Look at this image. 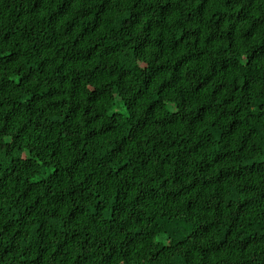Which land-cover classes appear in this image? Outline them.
<instances>
[{
  "label": "trees",
  "instance_id": "1",
  "mask_svg": "<svg viewBox=\"0 0 264 264\" xmlns=\"http://www.w3.org/2000/svg\"><path fill=\"white\" fill-rule=\"evenodd\" d=\"M88 3H92V6H83ZM115 3L119 4L121 0H115ZM127 3L129 6L126 14L120 12L111 22L118 23L119 30L125 32H135L142 26L143 34H138L134 41L129 39L122 45H117L114 40L110 41L106 38L103 30L109 23L108 13L115 7L113 0H59L54 12L47 19L48 23H52L54 19L57 24L62 23L61 32L53 33L52 36L41 35L38 39L29 40L28 33L40 28L42 21L31 27L27 24L23 25L21 35L24 51L17 47L0 55V66L5 68L17 64L21 59L25 61L12 71L0 74V121L3 122V126L0 127V144L8 145L5 155L19 150V142L29 134L38 139L43 137L49 142L52 140L50 134H55V140L59 142L62 135L61 125L69 118L75 120L83 116L87 128L80 145H77L75 140L69 141L70 162L62 167L42 160L40 154L35 153V162L39 167L28 178L26 184L22 183V173L33 161V150L29 148L26 157L10 158L7 164L0 156V227L3 232L7 233L15 229L13 236L21 237L31 234L34 230L38 239H47L49 235L54 237L57 233H65L66 225L75 224L81 217H88L98 228L112 231L115 228L113 221L118 215L122 219L125 214L118 201L122 192L127 199L130 189L122 185L107 201L100 199L99 192H89L88 196H95L96 199L84 205H76L66 213L68 220H64L61 210L65 205V194L63 191L57 194L53 191V185L63 184L79 173L89 157L88 144L85 142L90 143L120 131L121 119L131 115V106L149 93L157 80L159 84L154 98L150 100L145 110L153 114L167 110L166 105L170 103L167 96L170 90L176 89L181 96V103H187L196 93L202 94L217 78H220V83L211 88L212 99H216L218 103L234 101L233 97H227L225 101L218 100L226 85L222 74L230 73L238 61L231 54L210 58L209 53L216 43L214 31L209 30L205 36V28H192L186 32L181 27L175 34V39H172L168 33L170 17L176 11L172 0H154V2L127 0ZM230 3L231 0H199L196 17L194 18L189 12L185 22L191 23L194 19L205 23L212 21L211 27L220 29L226 18L231 19L233 14L238 16V13L230 12ZM31 4L33 9L40 7L35 0H31ZM15 9V3H10L0 16L6 20H19L26 15L23 11L16 12ZM116 11L120 10L116 9ZM256 30H259V26ZM0 32H3L0 39L5 43L16 35L11 27L8 31L0 28ZM189 36L193 38L195 44L201 45L195 51L186 48ZM228 36L225 53L233 43L231 27ZM244 37L247 38L248 33H245ZM182 45L185 46L183 51H181ZM29 48L34 57L32 60H29L25 54ZM152 48H156L157 52L151 54V59L145 62L144 58L150 54ZM258 51L259 55H257ZM111 56L118 58L121 69L119 72L109 70L107 65L101 67L99 63L101 58ZM169 56L174 57V62L171 64ZM261 56H264V40L250 49L248 64L258 61ZM197 64L201 69L206 66L208 71L197 74ZM88 65L91 67H87ZM189 65H193L195 87L192 89V95H185V89L179 87L180 74L184 73V77L187 78L189 73L185 70ZM23 69L27 70L21 75ZM165 73H169L168 79L162 78ZM133 75L138 77L142 87L137 88L136 94L129 99H123L118 84L112 83L111 95L103 111H96L95 107H90L79 100L85 84L92 83L95 86L87 92L85 99L90 105L99 106L107 95V90L100 86V81L109 77H114L116 81L127 80ZM193 80L185 79L184 82L191 86ZM261 85H264V69H253L243 76L242 85L235 87L252 90V99L248 100L244 107L232 109L231 119L228 120L226 128L218 126L217 121L220 117L215 116L216 109L211 100L194 102L195 106L192 108L194 115L186 124L184 117L181 116L178 120L175 112H169L161 119V130L166 126L170 127L174 135L183 138L179 141L172 139L170 143L165 140L159 145V155L155 159H159L160 167L152 169L160 177L159 187L153 183L151 187L146 186L147 190L138 188L133 197L134 204L138 201L144 205H159L163 209L152 218L154 226L159 225V227L154 231L150 229V235L141 236L144 229L140 228L139 224L144 220L143 217L138 216L134 231L139 239L133 240L132 237L125 235L124 240L129 243H122L119 250L110 248L103 257H97L95 253L89 255L83 250L84 244L89 243L88 240L81 242L80 252H70L72 242L78 238L77 233L73 232L65 233L64 238L59 240L54 248L51 245L37 247L33 259L22 256L20 264H49L52 258L58 260L60 255L66 256L64 264H94L95 260H98L99 264H117L118 259L120 264H130V260L124 258L125 251L131 257L136 249H140L143 253L146 245L147 264H181V260L182 264H189L190 260L192 264H224L234 247L230 241L240 223L247 220L251 229H258L264 225V160L259 158L248 160L241 163L239 168L227 164V161L233 158L234 152L243 153L248 149H261L264 145V87ZM73 97L76 100H73ZM201 100L203 101L202 96ZM118 102L125 110L123 113L112 111ZM61 109L65 111L62 112ZM21 116L25 117V123L18 124ZM12 127H17L18 130L11 141L5 142L3 137L8 135ZM150 127L152 124L148 119H137L131 126L124 124L123 128L127 134L119 137V143L115 142L113 137L111 144L97 148V151H104L105 154L110 155L109 173L106 174L109 180L129 170L132 158L126 154V151L129 145L134 141L138 142L139 136L147 133ZM177 128L180 129L178 133ZM225 137L231 142L225 141ZM165 144L167 149L164 147ZM77 146L81 148L79 152L75 150ZM45 147L48 148L49 144H45ZM157 147V142L153 141L150 155L147 158L143 153L139 155L141 169L151 167L153 161L151 153H156ZM50 150L52 156H56V148ZM261 151L264 152V149ZM202 154L203 158L198 160L195 171H191L188 157H200ZM222 164L224 166L220 167ZM169 169H171L170 173ZM170 176H175V179H170ZM89 177H92L96 184L100 183L91 172L81 183L86 184ZM177 180L180 181L181 186L173 187ZM241 183L243 187H240ZM127 184L128 181H125V185ZM41 190L43 195H37ZM80 191L84 192L86 189L81 188ZM76 192L77 189L72 188L68 195L75 196ZM49 194H51L50 200ZM209 201H215L216 208H228L230 212L236 213L231 217L227 227L217 228L215 209L210 206ZM22 203L23 211L20 209ZM41 213L43 219L37 220L34 224L30 223L32 218ZM208 213H212V218L204 219ZM194 216L204 219V222L194 226L192 223ZM214 229H217L215 243L203 248L191 249L179 259H169L168 251L176 245L186 247L185 241L194 232L208 234ZM87 235L85 233V236ZM242 235L239 252L264 242V231H243ZM169 236L175 240V244L169 243ZM10 254L11 246H8L4 250V255ZM228 264H252V261L240 262L233 259L228 261Z\"/></svg>",
  "mask_w": 264,
  "mask_h": 264
},
{
  "label": "clouds",
  "instance_id": "2",
  "mask_svg": "<svg viewBox=\"0 0 264 264\" xmlns=\"http://www.w3.org/2000/svg\"><path fill=\"white\" fill-rule=\"evenodd\" d=\"M13 2L16 5V12L23 11L26 13V15L21 17L19 20H6L0 16V28H2L3 31H8L9 27H11L12 31L16 33V35L6 43L0 39V50H2L0 51V55H4L7 51L13 50L17 47H19L21 51H24V44L21 35L23 31V25L27 24L29 27H31L42 21V23H40V28L28 33L29 40L38 39L41 35L52 36L53 33H59L62 31V23L57 24L55 19L52 23H48L47 19L48 16L54 12L59 0H35V2L40 4V7L36 9L32 8L31 0H0V14H2L3 9L8 7V4ZM146 2H154V0H146ZM172 2L176 7V11L172 14L168 23V33L172 39H175V34L181 27H183L186 32H189L192 28L202 27L205 28V36H207L209 30L216 33V43L213 44L212 50L209 53L210 58L231 54V56L234 57L236 61H238L230 73L222 74L223 79L226 81V85L225 90L220 93L218 98L219 101H225L227 97H233L234 101L218 103L216 99H212L211 88L220 83V78H217L202 94L196 93L187 103H181V96L178 94L176 89L170 90L167 96V100L170 101V103H167L166 105L167 110H161L159 114H153L146 112L145 110L147 109V105L150 100L154 98V93L159 84V80H157L153 84L150 92L146 93L137 104H133L131 106V115L121 119L122 128L120 131L109 134L90 143L85 142L88 144L87 151L89 153V157L87 162L79 170V173L71 180H66L63 184L53 185V191H55L57 194L63 191L65 194V205L61 210L62 218L64 220H68L66 213L71 211L73 207L76 205L90 203L96 199L95 196H88L89 192H99L100 199L107 201L108 198L116 194V189L120 188L122 185H124L125 188L130 189V191L128 192L127 199L124 198L123 192L121 194V199L118 201V203L120 204L121 209L124 210L125 214L122 219L118 215L113 221L115 228L112 231L109 232L106 229L98 228L91 223L88 217H81L76 221L75 224L68 223L66 225L65 233L71 234L75 232L77 233L78 237L72 242L70 252H80V245L84 240L89 241V243L84 244L83 248V250L89 255L95 253L97 257H103V255L107 253L110 248L119 250L122 243H129L124 240L125 235L132 237L133 240L139 239L135 236L134 231V225L138 216L143 217L144 220L143 223L139 224V227L144 229V231L141 233V236L146 237L150 235V229L154 231L155 228L159 227V225L154 226L152 218L158 215L163 209L160 208L159 205H144L140 204L138 201L134 204L133 197L135 196V192L138 188L147 190L146 186L151 187L153 183H156L157 187H159L160 177L152 170L153 168L160 167L159 159H155V157L159 155V145L165 140L169 141L170 143L172 139H177V141H179V139L183 138L182 136L174 135L170 127L166 126L163 130H161L160 121L164 116H167L169 112H175L177 119L179 120V118L183 116L184 123L186 124L187 120L191 119L192 115H194L192 108L195 106V103L211 100L214 108L216 109L215 116L220 117V119L217 121L218 126L226 128L228 120L231 119L230 113L232 109L242 108L245 106V103L248 100L252 99V90L247 88L242 90L241 87L235 86L242 85L243 76L246 73H249L251 70L264 69V56H261L258 61H254L253 64H248L250 49L254 45L259 44L262 40H264V0H231V3L229 4V10L231 13H238V16L233 14L231 19L226 18L223 26L220 29L212 28V21H207L205 23L194 19L191 23L185 22V18L189 12L193 14L194 18L196 17V7L199 3V0H172ZM113 3L115 7L108 13L109 23L103 30L106 38H108L110 41L114 40L117 45H122L124 41H128L129 39L134 41L138 34H143L141 32L142 26L141 28H137L135 32L120 31L118 23H112L111 21H114L120 12L126 14V9L129 5L127 0H121V3L119 4H116L115 0H113ZM83 6L91 7L92 3H88ZM96 6L98 7L99 5L97 4ZM141 6L143 7L144 5ZM116 9H119L120 11L117 12ZM257 26H259L258 31L256 30ZM230 27L232 29L233 43L232 47L228 48L227 53H225L224 49L227 48ZM253 32H255V35H253ZM245 33H248L247 38L244 37ZM2 35L3 32H0V37H2ZM170 43L171 41H169V44ZM200 46L201 45L199 44H195L191 36L188 37L186 41L187 49H192L195 51ZM183 50H185L184 45L181 46V51ZM156 52L157 49L152 48L150 50V54L145 56V62L151 59V54ZM25 54L28 56L29 60L34 58L30 48ZM257 55H259V51L257 52ZM173 62L174 57L169 56V63L171 64ZM23 63H25V61L21 59L17 62V64L7 68L0 66V74L5 73L6 71H12V69ZM99 63L101 64L102 68L107 65L109 70H115L116 72L121 70L119 67L118 58L116 56H111L109 58L102 57ZM87 67H91V65H88ZM192 68L193 65H189L185 70L189 73L187 78L184 77V73L180 74L181 84L179 87L185 89V95H192V89L195 87ZM196 69L197 74L202 71H208L206 66L201 69L199 64L196 65ZM26 70L27 69H23L21 75L23 74V71ZM162 78L168 79L169 73H165ZM13 79H15V77H13ZM85 79L87 80V78ZM185 79L193 80L191 86L184 82ZM33 83H35V81ZM112 83L118 84L121 90L120 95L123 99H129L130 97L134 96L136 94L137 88L142 87L138 77L135 75L129 77L127 80L120 81H116L114 77H109L107 80L100 81V86L107 90V95L104 96L99 106L90 105V103L85 99L87 92L91 90V87L95 86L92 83L85 84L84 89L80 94V102L89 105L90 107H95L96 111H103L107 107V103L111 95ZM29 87H31V85H29ZM261 87H264V85H261ZM17 92H19V90H17ZM201 96L203 97V101L201 100ZM73 100H76V98L73 97ZM61 111L63 112L65 109H61ZM221 112H223V116H221ZM106 119L107 117H105V120ZM137 119H148L149 123L152 124V127L148 129L147 133H142L139 136L138 142L134 141L131 145H129V148L126 151V154L130 155L132 158V163L129 165V170L122 174L116 175L112 180H109L106 174L109 173L110 155L105 154L104 151H97V148H102L105 144H111L113 142V137H115V142L119 143V137L127 134L126 130L123 128V125L127 124L128 126H131L136 123ZM17 123H25V117L21 116ZM2 126L3 122L0 121V127ZM17 130V127H12L9 130L8 135L3 137V140L5 142L11 141L12 136ZM85 131H87V128L85 127V120L83 116L77 117L75 120L69 118V120L65 121V123L61 125L62 135L59 142L55 140V134H50L52 137L51 142L45 140L43 137L38 139L36 136L29 134L24 140L19 142V150H14L12 153L7 155H5V149L8 146L7 143L0 144V156L3 157L5 164H7L10 158L14 156L26 157L28 149L31 148L33 150V161L30 162L29 168L22 173V183L26 184L28 178H30L39 167V165L35 162V153H39L42 160L48 161L50 164H55L57 167H62L63 165H66L70 162L71 145L69 141L75 140L77 145H80L83 133ZM179 131L180 129L177 128V133ZM153 141L157 142L158 147L156 153H151L153 157L152 165L151 167L141 169L139 166V155L143 153L144 157L147 158L150 155L151 143ZM225 141L229 143L231 142L228 137H225ZM45 144H49V147L46 148ZM236 144L238 146V140L236 141ZM164 147L167 149L166 144ZM51 148H56V156H52L50 150ZM261 149H264V145L261 146ZM261 149H248L243 153L234 152L233 158L227 161V164L233 168H239L241 163H245L248 160L257 158L264 160V152H262ZM75 150L79 152L81 148L77 146ZM185 152H187V149H185ZM201 158H203V154L200 157H188V165L191 171H195V166L197 165L198 160ZM208 158L210 159V156ZM223 166V164L220 165V167ZM89 172L92 173V176L99 179V184H96L92 177H89V180L86 184L81 183L84 181L85 176L89 175ZM170 172L171 169H169V173ZM212 174H214V172ZM177 175H180V173H177ZM170 179H175V176H170ZM125 181H128L127 185H125ZM177 186H181L179 180H177L176 185H173V187ZM240 187H243L242 183L240 184ZM72 188L77 189L75 196L68 195L70 189ZM81 188H85L86 191L81 192ZM165 194H167L166 191ZM37 195H43V190L37 192ZM48 199H51V194H49ZM209 204L215 209L217 228L227 227L231 217L235 216L236 213L234 211L230 212L228 208H216L215 201H209ZM20 209L23 211V203L20 205ZM50 211L51 210H49V212ZM43 218V213H41V215L32 218L30 223L34 224L37 220ZM209 218H212V213H208L207 216L204 217V219ZM204 219L194 216L192 217V223L194 226H198L204 222ZM14 231L15 229L5 233L3 232L2 227H0V264H20L22 256H27L28 259H33L35 255V249L37 247L43 248L51 245L54 248L55 244L59 240H62L65 234L57 233V235L54 237L49 235L47 239H38L34 230L31 232V234H25L21 237L13 236ZM243 231H264V225L258 229H251L247 220H245L243 223H240L237 226L236 234L233 235L230 241L234 247L228 254V261L233 259L240 262L251 260L252 264H264V242L255 247L246 248L243 252L238 251L243 240ZM85 233L88 235L85 236ZM216 235L217 229H214L208 234L194 232L185 241L186 247L183 245H176L175 248H172L168 251L167 254L169 259H179L185 252H189L191 249L203 248L208 244L215 243ZM169 243L175 244V240L171 236H169ZM8 246H11V254L5 256L4 250ZM124 258L125 260H130V264L131 262H134V264H147V245L145 246L143 253H141L140 249H136L131 257H129L127 251H125ZM65 260L66 256L60 255L58 260L57 258H52L49 261V264H64ZM228 261H224V264H228ZM94 264H99V261L95 260ZM117 264H120L119 259ZM189 264H192L191 260L189 261Z\"/></svg>",
  "mask_w": 264,
  "mask_h": 264
},
{
  "label": "rangeland",
  "instance_id": "3",
  "mask_svg": "<svg viewBox=\"0 0 264 264\" xmlns=\"http://www.w3.org/2000/svg\"><path fill=\"white\" fill-rule=\"evenodd\" d=\"M119 111L121 113H123L125 110L124 108L121 106V104L118 102L116 103V105L113 107L112 111Z\"/></svg>",
  "mask_w": 264,
  "mask_h": 264
}]
</instances>
